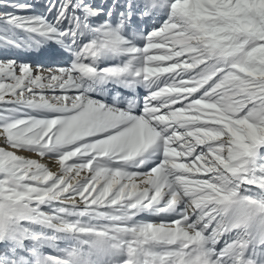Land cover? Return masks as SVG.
<instances>
[{
    "label": "snow or ice",
    "instance_id": "obj_1",
    "mask_svg": "<svg viewBox=\"0 0 264 264\" xmlns=\"http://www.w3.org/2000/svg\"><path fill=\"white\" fill-rule=\"evenodd\" d=\"M0 49V264H264V0H0Z\"/></svg>",
    "mask_w": 264,
    "mask_h": 264
},
{
    "label": "bare ground",
    "instance_id": "obj_2",
    "mask_svg": "<svg viewBox=\"0 0 264 264\" xmlns=\"http://www.w3.org/2000/svg\"><path fill=\"white\" fill-rule=\"evenodd\" d=\"M40 56V55H39ZM50 55H47V57L46 58H44L43 60L42 59H40L41 60V64H43V65H45L46 67H49V66H53L54 64H56V63H63V60L61 59V58H58V59H55V57H53V59H51L50 57H49ZM23 59V58H22ZM25 59V58H24ZM39 59H36V58H30L29 60H27L26 62H31V61H38ZM37 63H39V62H37ZM24 155H30V154H28V153H24ZM31 156H34V154H31ZM41 162L42 163H48V161L47 160H41ZM52 170L53 171H55V167L53 166L52 167Z\"/></svg>",
    "mask_w": 264,
    "mask_h": 264
},
{
    "label": "rangeland",
    "instance_id": "obj_3",
    "mask_svg": "<svg viewBox=\"0 0 264 264\" xmlns=\"http://www.w3.org/2000/svg\"><path fill=\"white\" fill-rule=\"evenodd\" d=\"M40 2H43V0H40ZM14 51V50H13ZM3 53V50L2 49H0V54H2ZM40 53L41 52H39V50H37V49H33V50H31V51H28V50H24V52L21 54V56H20V58L22 59L23 58V60H25V61H27V60H29L31 57L32 58H40ZM46 54V53H45ZM25 58V59H24ZM30 156H31V154H30ZM61 246H63V245H61ZM50 250H52V249H50Z\"/></svg>",
    "mask_w": 264,
    "mask_h": 264
}]
</instances>
